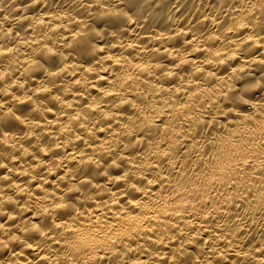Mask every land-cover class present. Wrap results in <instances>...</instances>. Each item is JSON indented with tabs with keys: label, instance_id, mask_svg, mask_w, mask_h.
<instances>
[{
	"label": "clouds",
	"instance_id": "obj_1",
	"mask_svg": "<svg viewBox=\"0 0 264 264\" xmlns=\"http://www.w3.org/2000/svg\"><path fill=\"white\" fill-rule=\"evenodd\" d=\"M0 264H264V0H0Z\"/></svg>",
	"mask_w": 264,
	"mask_h": 264
}]
</instances>
